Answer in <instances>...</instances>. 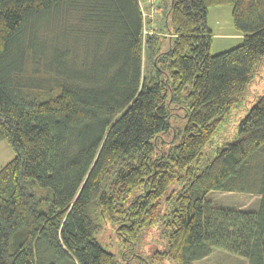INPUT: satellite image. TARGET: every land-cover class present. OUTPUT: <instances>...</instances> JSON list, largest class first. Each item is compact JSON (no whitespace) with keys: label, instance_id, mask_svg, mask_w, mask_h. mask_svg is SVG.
<instances>
[{"label":"trees","instance_id":"1","mask_svg":"<svg viewBox=\"0 0 264 264\" xmlns=\"http://www.w3.org/2000/svg\"><path fill=\"white\" fill-rule=\"evenodd\" d=\"M223 4L243 40L214 54L208 13ZM161 5L165 49L141 0H0V141L15 152L0 169V264H127L99 240L109 224L133 244L160 224L154 261L220 248L264 264V182L255 209L206 198L264 153V92L247 95L264 0Z\"/></svg>","mask_w":264,"mask_h":264},{"label":"rangeland","instance_id":"2","mask_svg":"<svg viewBox=\"0 0 264 264\" xmlns=\"http://www.w3.org/2000/svg\"><path fill=\"white\" fill-rule=\"evenodd\" d=\"M141 3L144 4L143 8L146 13L147 31H150V33L156 32L164 37L162 42L165 49L168 46L171 34L167 31L165 25L166 19L161 11L163 6L160 8L157 6L158 9L155 11L149 4V0H141ZM208 24L213 32L211 52L214 54L229 50L239 45L243 40V36H240L241 33L235 26L231 4L210 6ZM146 62L149 63V59H146ZM257 78L248 90V99H253L256 95L264 92V64L262 74ZM171 121L173 125L180 129H183L187 122L181 113L172 115ZM236 128L237 126H232V129L236 130ZM219 141L223 140L217 138L214 144ZM263 154L262 150L257 152L243 166L240 174L229 181L230 190L211 191L206 198L218 207L246 210L257 208L262 191H260V187L264 182ZM14 156L15 152L10 143L2 139L0 141V169ZM159 225L156 224L147 228L139 241L133 244L132 242H122L113 226L109 224L99 234V240L104 248L115 253L127 264H178V262L168 257L162 262L154 261L152 258L154 251L165 250L166 248L165 237L160 234ZM192 264H247V260L226 250L214 248L210 255L194 260Z\"/></svg>","mask_w":264,"mask_h":264},{"label":"built area","instance_id":"3","mask_svg":"<svg viewBox=\"0 0 264 264\" xmlns=\"http://www.w3.org/2000/svg\"><path fill=\"white\" fill-rule=\"evenodd\" d=\"M157 1L158 0H149V3L152 5L153 9H155V7L157 5Z\"/></svg>","mask_w":264,"mask_h":264},{"label":"crops","instance_id":"4","mask_svg":"<svg viewBox=\"0 0 264 264\" xmlns=\"http://www.w3.org/2000/svg\"><path fill=\"white\" fill-rule=\"evenodd\" d=\"M162 5H163V4H162ZM162 5H161V6H162ZM161 11H162V13H163V16H164V11H163V9H162ZM240 36L242 37V34H240Z\"/></svg>","mask_w":264,"mask_h":264}]
</instances>
